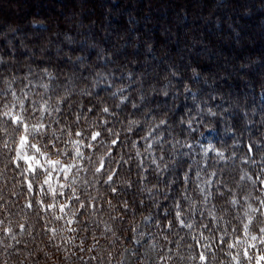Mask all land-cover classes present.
Masks as SVG:
<instances>
[{"label": "clouds", "instance_id": "clouds-1", "mask_svg": "<svg viewBox=\"0 0 264 264\" xmlns=\"http://www.w3.org/2000/svg\"><path fill=\"white\" fill-rule=\"evenodd\" d=\"M69 2L0 27V264H264V55Z\"/></svg>", "mask_w": 264, "mask_h": 264}, {"label": "rangeland", "instance_id": "rangeland-1", "mask_svg": "<svg viewBox=\"0 0 264 264\" xmlns=\"http://www.w3.org/2000/svg\"><path fill=\"white\" fill-rule=\"evenodd\" d=\"M20 1V3L18 2ZM16 2H10L7 0H0V27H3L6 24H12V25H20L21 28H24V22L28 20L29 17L35 16V14H43L46 15L48 18H50V20H54L55 16L59 15L60 18H63L65 16L66 13H68V11L70 10V8L74 9V5H71L69 0H67L66 4H63L57 0H17ZM95 1V2H94ZM93 3L90 2V0H88V2L83 6V14H93L95 12H101V17H102V21L104 19L105 14H107L104 9L105 6L108 4L103 2H99V4L97 3V0H94ZM237 1V0H236ZM235 1V2H236ZM253 1H257L260 2L261 7H264V0H253ZM124 3V0L121 4ZM241 4H244V0L243 2L237 1V3L232 4L231 6H229V8L224 9L223 11H220L219 14L224 15L226 17V13L228 12H232L233 10L236 9H240L243 8L241 6ZM141 7H144V13H145V6L144 4H140ZM163 7H165V9H163ZM181 5L179 3H176L175 0H160V4L159 5H151L148 9H147V14L145 15H141L143 17L142 21H140V23H142L143 25H149V29L150 30V24L151 21L148 22L147 18L153 16V14H158V20H163V17H167L169 14H167V10H171L173 8L176 9H180ZM53 8V9H51ZM131 8V9H128ZM133 5L131 3H129L127 5L126 8L123 9V13L127 14L129 16V19L133 21V17H132V12H133ZM192 8V5H191ZM193 10V9H192ZM211 10V9H210ZM242 10V9H241ZM256 10H259L258 8H256ZM194 11V14L191 13L190 11H188L189 13V19L192 22L193 17H196V19L201 18L202 14L201 11ZM243 11V10H242ZM173 12V11H172ZM179 12V11H178ZM108 13H112V14H118L116 8L112 10V12H108ZM54 16V19L53 17ZM170 19H176L177 23H179V21L182 19L183 17L181 16V13H175L172 15H170L169 17H171ZM100 17V18H101ZM208 20H212L215 21L214 17L212 16H207L206 17ZM137 21V20H136ZM165 21V20H163ZM189 21V23H185L183 20V24L185 26V28H187L189 25H193L195 26V31L199 32L201 30V28H203L204 32L206 34H210V31L212 33L217 32L218 28L215 27L214 22L213 24L210 25H204L202 22L201 23H197L196 25L192 24ZM243 23H241V25L237 24V20H233V23L236 24V26L240 29L239 31H243V36L244 37L242 40L243 44L244 42L246 44H248L249 47L242 49V50H237L235 48V46L229 48L226 46L221 45L222 47H224V51L228 52L229 54H233L235 53L237 56H243L245 53H260L262 55H264V51L262 50H258L259 48H257L256 46H260V45H264V32L259 28L258 30V25H264L263 21L260 19H256L253 20L252 22L248 21V20H242ZM107 21H104V23H106ZM138 22V21H137ZM133 23V22H132ZM245 26V27H244ZM251 26L253 29H251ZM102 27H105L102 25ZM108 28V27H107ZM111 28V26H110ZM154 29V28H152ZM26 30V29H25ZM232 33V31L230 32ZM235 37H239V36H235ZM234 37V39H235ZM206 38H208V36L206 35ZM187 42V41H185ZM213 44L217 43V38L215 39L214 42H212ZM250 43L256 44V46L254 45H249ZM264 99V98H263Z\"/></svg>", "mask_w": 264, "mask_h": 264}, {"label": "trees", "instance_id": "trees-1", "mask_svg": "<svg viewBox=\"0 0 264 264\" xmlns=\"http://www.w3.org/2000/svg\"><path fill=\"white\" fill-rule=\"evenodd\" d=\"M7 1H10V2H16L17 0H7ZM57 1H59V2H61V3H63V4H66L67 3V0H57ZM93 1L94 0H90V2H92L93 3ZM104 1V3H105V1H106V3H108V4H110V2H111V0H102V2ZM236 0H231V2H230V0H220V2L216 5V8L215 9H213L212 7H210V6H207V7H203V9L201 10V14H202V16H201V18H197V19H195V20H193L192 22L190 21V19H189V14H188V16L187 17H183V20H184V22L185 23H189V21L192 23V24H194V25H196L197 23H203L205 26L206 25H210L211 26V24H213V22H212V20H208L206 17L207 16H213L214 18L215 17H217V16H219L220 17V21H219V27H218V31L217 32H214V33H212L211 31H210V34H206L207 36H208V40H211L212 42H214L215 41V39L217 38V33L218 32H223V31H228L229 33L232 31V29H229V28H227V23H231L232 25H233V27L240 33V35H239V37H235V40H244L243 38L244 37H242L243 36V31L241 30V31H239L240 29L236 26V24L235 23H233V20L235 19V20H237V24L239 25H241V23H243V21L242 20H250L251 22L253 21V20H256V19H260L261 20V16H264V12H261L260 10H256V8H258V6H260L261 7V5H260V2H255V1H253V0H244V4H241V6L243 7V8H240V9H236V10H233L231 13L230 12H228V13H226V17L224 16V15H221V14H219L220 13V11H223L224 9H227V8H229V6H231L232 4H234V3H237V1H240V0H237L236 2H235ZM18 2V1H17ZM95 2V1H94ZM123 2V0H119V3H122ZM18 3H20V1L18 2ZM107 4V5H108ZM116 8V6H113V9H115ZM245 8H251L252 9V13H251V15H245L244 14V9ZM51 9H53V8H51ZM128 9H131V8H128ZM133 9V11H136V9H134V8H132ZM163 9H165V7H163ZM187 9H188V11H190L191 13H193L194 14V11L192 10L193 8H191V4L189 3V4H187ZM211 9V10H210ZM243 11H242V10ZM259 9V8H258ZM117 10V9H116ZM139 14L140 15H144L145 13H144V7H141V6H139ZM173 11V12H172ZM179 10L178 9H176V8H173V9H171V10H167V14H169L166 18L165 17H163L164 19L163 20H165L166 22H168V23H171L173 20L172 19H170V18H172V16L171 17H169L170 15H172V13L173 14H175V13H179L178 12ZM105 15H107L108 17H109V20L106 22V23H103L102 25L103 26H105V27H108V28H110V26H112V23H115L116 21H115V19H114V17L117 15V14H112V13H107V14H105ZM84 16L86 17V18H90V17H92V16H96V17H98L99 19H98V23L100 22V21H102V17H101V12H95V13H93V14H90V13H87V14H84ZM32 17H37V18H40V17H43V18H48L46 15H44V13L43 14H35V16H32ZM53 17V19H54V16H52ZM101 17V18H100ZM153 17H155L156 19H158V17H159V15L158 14H153V16H151V17H148L147 19V21L148 22H152L153 21ZM57 18H60V16L59 15H57V16H55V19H57ZM215 20V19H214ZM129 21L132 23H138L137 21H136V19H133V21L132 20H130L129 19ZM249 21V22H250ZM263 21V24H264V20H262ZM120 23L122 24L123 23V21L121 20L120 21ZM139 23H140V21H139ZM101 25V26H102ZM245 27V26H244ZM258 27V30H259V28L264 32V25H258L257 26ZM251 29H253L252 28V26H251ZM149 31H155V29H152V28H150V30ZM147 34V32H145V35ZM250 46L251 45H255L256 46V44H253V43H250L249 44ZM247 47H249L248 46V44H246L245 42H244V46H243V49H245V48H247ZM257 48H259L258 50H262V51H264V45H260V46H256ZM261 103L262 104H264V99L262 98V100H261Z\"/></svg>", "mask_w": 264, "mask_h": 264}]
</instances>
